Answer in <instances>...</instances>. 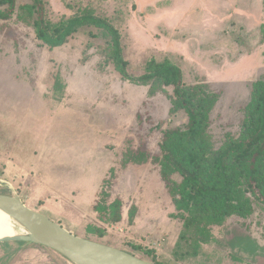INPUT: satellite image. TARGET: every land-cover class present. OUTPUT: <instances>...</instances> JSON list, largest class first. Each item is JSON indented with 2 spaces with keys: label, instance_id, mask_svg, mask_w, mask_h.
<instances>
[{
  "label": "rangeland",
  "instance_id": "1",
  "mask_svg": "<svg viewBox=\"0 0 264 264\" xmlns=\"http://www.w3.org/2000/svg\"><path fill=\"white\" fill-rule=\"evenodd\" d=\"M43 2L51 25L87 15L112 26L128 74H142L152 58L169 60L189 93L198 85L219 92L209 114L216 148L238 134L251 82L264 76L262 0ZM30 3L16 0L13 15L0 20V193L19 195L77 235L158 264H264L260 201L248 216L212 225V240L193 255L197 226H184L159 167L127 162L141 137L158 153L160 126L187 122L183 110H172V88L120 74L102 27L85 25L63 45H46L27 12ZM104 178L108 202L121 201L115 224L101 222L92 208ZM89 227L103 228V235ZM186 232L194 238L187 243ZM69 263L41 245L0 242V264Z\"/></svg>",
  "mask_w": 264,
  "mask_h": 264
},
{
  "label": "trees",
  "instance_id": "2",
  "mask_svg": "<svg viewBox=\"0 0 264 264\" xmlns=\"http://www.w3.org/2000/svg\"><path fill=\"white\" fill-rule=\"evenodd\" d=\"M15 5L16 0H0V20L9 19ZM26 8L34 17L37 37L46 45H63L85 25L102 27L111 35L113 60L120 74L141 81H159L164 87L172 88V110H183L187 122L160 126L158 153L152 152L145 136L141 137L136 152L128 154L127 162L150 161L159 167L160 179L176 209L182 213L184 226L188 229L191 224L197 226L198 238H192L189 232L181 235L186 243L194 239L190 254L197 255L201 245L212 240V225H221L232 215L248 216L255 200L264 205V76L251 82L238 134L228 135L216 148L209 114L219 99V92L198 85L189 93L184 88L180 68L169 60L152 58L145 63L142 74L136 77L128 74L118 32L100 18L75 16L65 23L51 25L45 21L43 0H31ZM174 173L180 176L179 181L173 179ZM110 186V180L104 178L92 208L101 222L115 224L122 217L121 201L116 198L108 202ZM88 231L103 235L101 227H89Z\"/></svg>",
  "mask_w": 264,
  "mask_h": 264
},
{
  "label": "water",
  "instance_id": "3",
  "mask_svg": "<svg viewBox=\"0 0 264 264\" xmlns=\"http://www.w3.org/2000/svg\"><path fill=\"white\" fill-rule=\"evenodd\" d=\"M0 211L15 220L24 234L0 237L47 247L74 264H155L134 253L77 235L45 214L27 206L19 195L0 193Z\"/></svg>",
  "mask_w": 264,
  "mask_h": 264
},
{
  "label": "bare ground",
  "instance_id": "4",
  "mask_svg": "<svg viewBox=\"0 0 264 264\" xmlns=\"http://www.w3.org/2000/svg\"><path fill=\"white\" fill-rule=\"evenodd\" d=\"M24 233L25 230L22 226H20L15 220L7 216L5 213L0 211V237Z\"/></svg>",
  "mask_w": 264,
  "mask_h": 264
}]
</instances>
